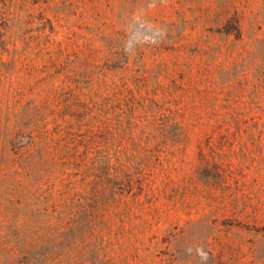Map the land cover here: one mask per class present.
<instances>
[{
    "label": "rangeland",
    "instance_id": "1",
    "mask_svg": "<svg viewBox=\"0 0 264 264\" xmlns=\"http://www.w3.org/2000/svg\"><path fill=\"white\" fill-rule=\"evenodd\" d=\"M0 264H264V0H0Z\"/></svg>",
    "mask_w": 264,
    "mask_h": 264
}]
</instances>
